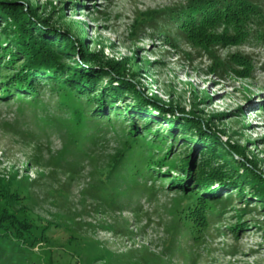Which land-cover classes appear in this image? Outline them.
Listing matches in <instances>:
<instances>
[{"label": "rangeland", "instance_id": "1", "mask_svg": "<svg viewBox=\"0 0 264 264\" xmlns=\"http://www.w3.org/2000/svg\"><path fill=\"white\" fill-rule=\"evenodd\" d=\"M28 1L37 6L42 21L70 29L79 43L86 36L88 51L101 61L122 63L121 70L128 74L135 70L130 78L144 96L197 117L221 141L240 150L238 157L249 160L264 179V15L249 24L245 40L232 32L240 39L237 44L221 36L203 49L185 39L168 42L154 29L163 21L161 12L187 0ZM253 1L264 5V0ZM144 13H157L156 24H140ZM81 31L82 37L77 35ZM38 90L42 100L37 103L29 102L27 95L0 98V199L7 207L0 206V213L10 210L9 215L22 220L15 218L11 225L27 250L28 260L20 264H264V206L256 195H240L234 184L227 188L230 179L213 180L209 186L208 192L220 199L230 192L233 200L223 208L219 205V214L218 209L210 214L215 220L206 222L209 233L200 237L204 240L192 259L170 250L194 243L172 240L180 236L175 219L183 194L195 181L190 173L163 165L139 196H114L112 203L105 172L125 139L120 128L128 130L133 122L143 133L141 122L128 116L123 106L132 103L128 94L112 106L123 122L113 120L115 125L100 129L95 138L70 144L75 128L70 113L59 108L51 89ZM105 111L113 113L108 104ZM152 111L149 140L154 128L169 127V114ZM172 143L167 158H183L182 139L168 136L162 147ZM204 151L197 148L191 162L200 165ZM220 163L212 159L211 166ZM179 181L188 186L179 188ZM13 239L2 246L19 251Z\"/></svg>", "mask_w": 264, "mask_h": 264}, {"label": "trees", "instance_id": "2", "mask_svg": "<svg viewBox=\"0 0 264 264\" xmlns=\"http://www.w3.org/2000/svg\"><path fill=\"white\" fill-rule=\"evenodd\" d=\"M252 1L187 0L182 5L161 12L159 16L163 21L154 29L160 37L174 44L177 39H185L189 44L205 49L216 43L221 36L231 37L230 43L237 44L240 39L235 38L232 32L240 34L245 40L250 36V29L247 28L249 24L263 19L261 7L264 8V5ZM36 7L28 0H0V98L6 100L12 95L13 98L22 99L27 95L29 102L37 103L42 100L38 89L42 86L51 89L52 93L57 94L59 108L70 113L69 118L74 122L71 144L95 138L97 133L101 132L100 129L113 127V120L115 123L121 122L123 119L116 111L117 108L112 106L119 99L123 101L125 94H128L132 103H123V106L128 116L131 115L130 117L141 122L143 133L135 130L137 128L133 122L128 130H125L126 127L120 128L125 139L105 172V180L108 182L106 184L112 187L109 192L112 203L114 196L127 200L139 196L144 185L146 186V181L154 180L163 165L190 173L195 177V181L189 185L190 190L183 194L184 200L175 219V229L180 232V236L176 235L172 240L177 242L179 237L182 243H194L183 249L170 248L183 256V259L194 258L195 250L204 240L200 237L209 233L206 222L208 224L209 221L215 220L210 214L216 209L219 214L221 206L223 208L232 204L227 205L233 200L230 192L221 199L217 193L208 192L213 180L230 179L225 184L227 188L234 184L240 195H256L264 206V179L255 172L249 160L238 157L240 150L231 143L221 141L197 117L187 116L179 108L176 112L170 104L155 96H144L130 78L135 74V70L128 74L123 68L121 70L122 63L101 61L97 53L88 51L83 31L77 34L84 36L79 43L75 38L76 34L70 29L62 30L44 21L47 20L45 18L42 21L37 15ZM156 14L144 13L140 24H156ZM219 29L223 31L222 34L218 33ZM19 58H22V61H19ZM139 65L138 68H143ZM105 100H108V103ZM107 104L113 113L105 111ZM152 110L162 116L169 114L170 117L165 118L168 120V129L154 128L153 139L149 140L146 139V134L154 125L150 116ZM180 112L185 116L178 117ZM168 136L182 139L185 147L183 158H167V152L174 145L172 143L166 149L162 147ZM193 142L196 143L195 147L191 146ZM197 148L205 150L203 154L206 155L200 165L191 162L195 158ZM164 150L166 153L160 152ZM217 158L222 160V163L213 168L212 159ZM179 182V188L188 186L183 181ZM140 183H143L142 187ZM115 186L119 190L115 191ZM0 206L6 207L3 199H0ZM9 214L10 210L6 214L0 213V264H20L28 260L25 254L27 250L21 246L19 239L15 238L16 232L14 236L11 225L15 224V218L20 223L22 220ZM28 222L23 221L30 228L35 226ZM11 238L19 251L7 250L2 246L4 241L7 242Z\"/></svg>", "mask_w": 264, "mask_h": 264}]
</instances>
